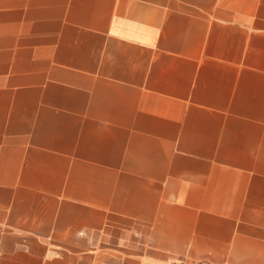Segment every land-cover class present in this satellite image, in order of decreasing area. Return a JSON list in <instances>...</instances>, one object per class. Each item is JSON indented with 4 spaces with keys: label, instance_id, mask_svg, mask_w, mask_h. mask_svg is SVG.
<instances>
[{
    "label": "crops",
    "instance_id": "obj_1",
    "mask_svg": "<svg viewBox=\"0 0 264 264\" xmlns=\"http://www.w3.org/2000/svg\"><path fill=\"white\" fill-rule=\"evenodd\" d=\"M0 264H264V0H0Z\"/></svg>",
    "mask_w": 264,
    "mask_h": 264
}]
</instances>
